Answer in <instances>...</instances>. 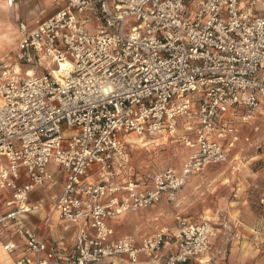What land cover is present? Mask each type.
I'll use <instances>...</instances> for the list:
<instances>
[{
	"label": "built area",
	"instance_id": "built-area-1",
	"mask_svg": "<svg viewBox=\"0 0 264 264\" xmlns=\"http://www.w3.org/2000/svg\"><path fill=\"white\" fill-rule=\"evenodd\" d=\"M54 3L50 16L19 24L15 65L0 70V192H9L14 206L0 226L24 239L29 256L17 264H138L141 255L157 259L168 244L176 251L164 264H213L208 222L180 218L173 230L140 243L114 238L111 222L227 162L243 125L263 114L264 0ZM62 62L69 69L60 73ZM38 66L45 70L37 73ZM181 119L195 128L182 134L192 152L180 174L158 170L145 190L109 183L130 139L158 134L178 141ZM53 164L66 180L50 199L61 219L79 226L68 256L47 251L46 240L17 218L39 207L29 197L55 180ZM93 170L102 174L99 182L89 180ZM16 248L5 244L9 252Z\"/></svg>",
	"mask_w": 264,
	"mask_h": 264
},
{
	"label": "rangeland",
	"instance_id": "rangeland-1",
	"mask_svg": "<svg viewBox=\"0 0 264 264\" xmlns=\"http://www.w3.org/2000/svg\"><path fill=\"white\" fill-rule=\"evenodd\" d=\"M38 5L40 11L37 14L31 13ZM23 7L19 19L28 23H36L37 20H42L56 11L54 0H26ZM17 27L18 21L16 20L13 26L5 29V32L10 36H7L8 39L5 41L0 70L5 66L15 65V49L18 42ZM87 27H92V25H87ZM34 69L37 73L45 70L43 66ZM163 137L167 140L168 136L143 134L137 137V142H129V149L133 146L131 151L133 177L136 178L138 174L144 175L153 170L175 167L180 164L181 142L178 140L171 144L165 143L166 140L162 139ZM181 137L182 132L179 128L177 138ZM147 143L149 144L147 145ZM159 143L160 145L154 148L153 145ZM148 147L153 148L151 151H147ZM242 155L243 160L250 161L248 168L253 171V174L257 173L255 176L249 173L244 175V178L251 184L252 178L256 180L257 187L254 189V193L248 191L247 194L250 198V210L253 215L257 216L260 212L257 198L260 190L264 187V116L252 120L244 126ZM231 172L232 170L229 168L216 166L210 172L212 174L203 172L194 176L174 193L173 199L161 198L158 203L136 215L135 220L124 219V223L119 226V233L133 236L137 240L160 230H173L180 218L191 222H208L212 227L219 229L218 232L214 229V232L219 233L220 236H226V234L228 236L227 243H223L221 247L219 246L220 242L217 241L215 244L217 253L214 255V248H212L213 264H264V235H261V239L254 240L253 236L248 234L246 242H244L241 233L239 235L234 227H228L224 223L226 218L225 211L222 209L224 201L237 198L235 195L238 194ZM234 174L237 175V173ZM222 252L223 257L221 258ZM232 258H235V261ZM142 259L152 261L147 257Z\"/></svg>",
	"mask_w": 264,
	"mask_h": 264
},
{
	"label": "crops",
	"instance_id": "crops-1",
	"mask_svg": "<svg viewBox=\"0 0 264 264\" xmlns=\"http://www.w3.org/2000/svg\"><path fill=\"white\" fill-rule=\"evenodd\" d=\"M25 1L26 0H16L14 5L9 6L6 0H0V62L2 61L1 59L4 53L5 41L6 39H8L7 36H10L8 35V33L5 32V29L13 26L16 20L18 21V27L21 22H24L20 21L19 16L21 13V8L25 4ZM38 11H40L39 5L36 6L35 9L31 11V13L37 14ZM24 23L28 24L29 26L35 24L34 22ZM263 116L264 112L263 114H258L254 120L260 119ZM245 125H243L242 127V142L240 143L238 149L232 152L230 159L227 162L221 164H210L203 171L207 172L208 174H212L210 172H212V169L216 166H221L232 170V180L236 183L238 194L235 195V197L237 198H234L230 201H224V204L222 206V209H224L225 211L224 215L226 217L224 219V223H226L228 227H234L239 235L241 233L244 237V242H246L248 234L249 236H253L254 240L261 239V235H264V206L259 204L260 195L264 191V187L260 190L258 194L257 205L259 207L260 212L257 214V216H255L250 210V198H248L247 192L249 191L250 193L252 192V194L254 193V189L257 187L256 180L255 178H252L253 182L251 184L250 181L244 178V175L247 173H249L250 175L252 174L254 176L257 174L256 172V174H253V171L248 168L250 161L246 162V160H243V130ZM189 126H191L192 130L194 131L195 123L193 121L186 122L185 119H181L179 121V127L182 134H192V131L190 132ZM166 138L167 140L165 139V137L162 138L166 140L165 143L171 144L174 142L169 137ZM181 139L182 137L178 139L181 142V162L178 166L174 167L176 168L177 174L181 173V168L184 162L186 161L188 155L192 152L191 149L184 146ZM129 142H137V137H133L129 140ZM129 142L126 144V155L124 157V160L121 161V164L124 165H119L116 168L114 177L110 180L109 183L114 186L122 184H136L137 190H145L150 186L151 176L153 175V173L164 168L153 170L152 172L145 173L144 175L138 174L136 178L133 177V167L131 163V151L133 146L129 149ZM159 145L160 144H154L153 146L155 148ZM152 148L148 147L147 151H151ZM51 169L55 173V180L47 186L37 188L30 194L29 197L28 202L30 206L34 207L35 205H39V207L34 208L29 212L22 213L18 215L17 218L19 219V223H22L23 225H26L32 229H35L39 236L46 240L47 251L54 250L58 254L68 256L69 254L74 252L75 241L79 226L75 224H70L66 220L61 219L59 216V211L55 208L52 200L50 199V196L52 194L60 192L62 190L66 180L65 172L61 171L59 167H57V165L53 164L51 166ZM234 173H237V175H235ZM101 176L102 174L93 170V173L90 175L89 180L92 182H99ZM193 177H191L188 182ZM174 193L175 192H165L163 193L161 198L173 199ZM110 195L111 194L109 193L107 196ZM10 202L11 194L9 192H0V217L6 215L14 208V206H12ZM143 210L145 209L124 212L120 214L116 220L112 221L111 224L113 225L115 230L114 238L125 236L124 234L119 233V226L124 223V219H130L131 221L135 220L136 215H138L140 212H143ZM214 229L217 232L219 230L213 227V230ZM217 232H215V236L211 237V243L214 248L213 255L217 253L215 252L217 248V245L215 244H217V241L218 243L220 242L219 246L221 247L223 246V243H227L228 239L227 234L226 236H220V234ZM141 239L142 238L137 239L138 243H140ZM9 241H12L17 245V248L13 252H9L5 249V244ZM24 243V239L18 236L13 231L11 226L7 228L0 226V264H17V261L21 257L25 255L29 256V254L25 253ZM175 251V244H168L157 259L147 261L143 260L142 258L146 257L144 255H141V262L138 264H164L168 256L174 253ZM220 257H223V252ZM232 259L235 261V258ZM110 262H113L114 264H129L127 260L122 262V260L119 258H108L105 260L106 264H110Z\"/></svg>",
	"mask_w": 264,
	"mask_h": 264
},
{
	"label": "bare ground",
	"instance_id": "bare-ground-1",
	"mask_svg": "<svg viewBox=\"0 0 264 264\" xmlns=\"http://www.w3.org/2000/svg\"><path fill=\"white\" fill-rule=\"evenodd\" d=\"M67 69H69V64L68 63H66V62H62L61 63V71H60V73H62L64 70H67ZM56 73V75H59L60 73L58 72V70L55 72ZM164 141V140H163ZM148 144V143H147ZM160 144V143H159ZM162 144V143H161ZM150 208V207H149ZM144 209H147V208H144ZM140 210V209H139ZM138 211V210H137Z\"/></svg>",
	"mask_w": 264,
	"mask_h": 264
}]
</instances>
